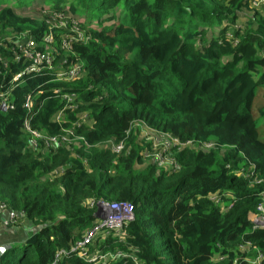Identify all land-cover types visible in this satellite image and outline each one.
<instances>
[{
	"label": "trees",
	"instance_id": "trees-1",
	"mask_svg": "<svg viewBox=\"0 0 264 264\" xmlns=\"http://www.w3.org/2000/svg\"><path fill=\"white\" fill-rule=\"evenodd\" d=\"M28 3L0 0V92L12 106L0 108V204L23 213L4 227L10 247L0 264L51 262L112 201L131 203L134 219L100 232L92 248L124 256L92 263L72 253L56 264H257L259 254L264 264V228L248 217L264 189V142L251 114L264 83V11L250 0ZM65 11L88 39L67 23L53 27V64L78 66L77 75L42 66L12 87L30 61L20 42L45 50L52 22L63 20L50 13ZM63 33L76 39L62 46ZM142 124L177 140L163 152L167 165L141 167L151 147L141 144Z\"/></svg>",
	"mask_w": 264,
	"mask_h": 264
},
{
	"label": "built area",
	"instance_id": "built-area-1",
	"mask_svg": "<svg viewBox=\"0 0 264 264\" xmlns=\"http://www.w3.org/2000/svg\"><path fill=\"white\" fill-rule=\"evenodd\" d=\"M250 4L253 8L256 9H264V0H250ZM53 15H58L53 14ZM54 21V20H53ZM69 24L70 30L75 32L77 31L78 38L81 40H87L88 37L81 31H79V26L77 23L70 22V21H56L52 22V27H64L65 24ZM50 26V28H52ZM51 31L47 33V35L44 37L45 41H47L48 35H50ZM76 39V35L69 36L67 33L61 34V43L62 46H66L68 42L72 39ZM24 40V41H23ZM23 40L20 42V47L22 48L24 52V56L27 57L26 59H29L30 61L24 65V68L16 73L12 81L15 82V84L12 87H15L17 85H20L21 82L19 81L21 79V76L26 73H31V72H38L42 69V66H47L50 70H53L56 72V76L58 78H70L74 77L77 75L79 72V67L78 66H72L68 68L67 71L65 70H56L54 69L55 66L53 64V60L50 59V57L40 50L37 51L35 54L36 57L32 58V55L34 52H29L30 47H35V41L32 38H23ZM36 49V48H35ZM37 50V49H36ZM21 57L18 56V59ZM68 102L72 101V97L70 95H65L64 96ZM4 106V108L2 106ZM26 107H29V97H26V101L24 104ZM11 103L8 100V94L0 92V108L2 110H6L8 108H11ZM61 114V111L56 115V119H59V116ZM26 129L33 134L35 137H39V134L32 130L28 124L25 122L24 123ZM157 134V133H156ZM158 135V134H157ZM161 137L162 140V148H161V154L163 155V152L170 146V145H176L178 144L176 139H168L169 137L166 136L165 134H160L158 135ZM64 139V137H62ZM50 140L56 141L55 138H50ZM31 142L36 145L35 139H32ZM188 143V142H187ZM183 145V144H181ZM122 143L119 142L118 144H112V148L115 151H118L121 149ZM156 162V161H155ZM163 162H169L168 160H165L163 157ZM158 163V162H157ZM255 180V179H254ZM260 182V180H256V183ZM260 200L255 206V211L251 212L249 214V220L252 223L253 228H264V189H262L258 193ZM210 199L214 200L215 202L220 201V197L215 195L210 196ZM231 203L229 204L228 207H231ZM97 215L96 217L99 218L98 223H93L90 227L87 228L85 232H83L82 236L75 240L68 248H62L58 250L54 258L51 262L47 264H56L60 258L67 256L69 254H77L80 257L86 258L89 262L95 263L99 261L100 259L105 258L106 256H111L115 257L118 256L119 253H115L113 255L109 253H100L99 251L94 250L92 252L91 249H88L89 246L93 244V241L96 239L98 232H109L110 230H121L122 227L127 224L128 222L132 221L134 219V212H133V207L132 204L129 202H122V201H112V202H107V203H99L98 208H97ZM23 219V213L22 212H15L13 210H10L7 208L4 204H0V222H1V227H6L9 224H16L21 222ZM121 254V253H120ZM221 258V257H220ZM260 259H261V254H259L258 258L254 263L256 262L257 264H260Z\"/></svg>",
	"mask_w": 264,
	"mask_h": 264
},
{
	"label": "rangeland",
	"instance_id": "rangeland-1",
	"mask_svg": "<svg viewBox=\"0 0 264 264\" xmlns=\"http://www.w3.org/2000/svg\"><path fill=\"white\" fill-rule=\"evenodd\" d=\"M149 1H152V0H149ZM28 2H29L28 4H32V5L33 4H37V6L40 5V6H49L50 7V6L55 4L56 0H28ZM15 7L17 8L18 11L25 12L26 14L27 13L28 14H32V11L30 9H25L24 7H19V6H15ZM258 10H260L262 12L264 11V9H258ZM245 12L248 15H245V16L243 14L240 15V17L238 18L235 26L242 25L244 23V21H246V19L249 16V14L252 13L251 11H245ZM57 14L58 15H53V13H50V15L54 16L56 18V20L63 19V21H65V22L66 21H70L71 23L74 22V23H77V25L79 26L80 18H78V16H72V15L68 14L66 11L63 14H59V13H57ZM85 14H87V15L82 17L83 18V20H82L83 22H85L87 20L88 14L91 15V12L88 11ZM40 17H41V15H40ZM91 19L93 20V22H96L97 21V16L93 15ZM52 28H50L51 33H49L50 35H48L47 41H45V44H42V46L44 48H46V49L41 51L44 54L48 55L51 60H53L55 55L58 54V51H56V49L53 47V44H55L56 41H57V40H55V37H54V36H56V34H55L56 30H52ZM34 44L36 46V41H35ZM37 51L38 50H36L35 47H30L28 53L31 54V52H34L31 59L36 57L35 54L37 53ZM260 74H261V70L259 69L258 72L255 73L254 79L255 80L258 79ZM2 107L4 108V106H2ZM251 114H252V117L256 120L258 138H259L260 141L264 142V83L257 84L256 87H255L254 96H253V100H252V103H251ZM140 131H141L140 132L141 144L150 143V145H151L150 149L145 151L144 154H143V158H142L143 164L141 165V167L147 165L152 160H155L156 162H158V166L167 165L166 162H163V157L164 156L161 154L162 153L161 152V148H162L161 137L158 136L156 133H154L153 130L149 129L147 126H145L143 124L140 126ZM96 215H97V212L95 213V216ZM21 222H19V223H21ZM98 222H99V218L95 217L94 220H93V223H98ZM16 225H17V223L16 224H12V225L9 224V225L6 226V228H11L13 226L16 227ZM0 229H1V222H0ZM86 230H84V232ZM100 232H98V234H100ZM92 247H94V243L88 249H91ZM92 249L94 250L95 248H92ZM96 251H99L98 248H96ZM100 253H102V252H100ZM117 253H119V252H117ZM119 255H123V254L119 253Z\"/></svg>",
	"mask_w": 264,
	"mask_h": 264
},
{
	"label": "crops",
	"instance_id": "crops-1",
	"mask_svg": "<svg viewBox=\"0 0 264 264\" xmlns=\"http://www.w3.org/2000/svg\"><path fill=\"white\" fill-rule=\"evenodd\" d=\"M5 228L2 226L0 229V245L3 244H9V241L7 240V237L5 236Z\"/></svg>",
	"mask_w": 264,
	"mask_h": 264
},
{
	"label": "water",
	"instance_id": "water-1",
	"mask_svg": "<svg viewBox=\"0 0 264 264\" xmlns=\"http://www.w3.org/2000/svg\"><path fill=\"white\" fill-rule=\"evenodd\" d=\"M10 247V244H3L0 245V258L2 256V254Z\"/></svg>",
	"mask_w": 264,
	"mask_h": 264
}]
</instances>
